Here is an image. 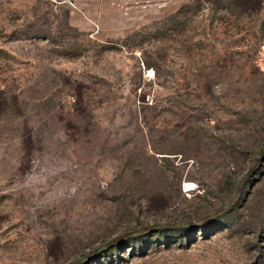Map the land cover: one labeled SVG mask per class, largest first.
Returning a JSON list of instances; mask_svg holds the SVG:
<instances>
[{
    "label": "rangeland",
    "instance_id": "obj_1",
    "mask_svg": "<svg viewBox=\"0 0 264 264\" xmlns=\"http://www.w3.org/2000/svg\"><path fill=\"white\" fill-rule=\"evenodd\" d=\"M0 264H264V0H0Z\"/></svg>",
    "mask_w": 264,
    "mask_h": 264
},
{
    "label": "crops",
    "instance_id": "obj_2",
    "mask_svg": "<svg viewBox=\"0 0 264 264\" xmlns=\"http://www.w3.org/2000/svg\"><path fill=\"white\" fill-rule=\"evenodd\" d=\"M26 1H27V3H32L35 0H26Z\"/></svg>",
    "mask_w": 264,
    "mask_h": 264
},
{
    "label": "built area",
    "instance_id": "obj_3",
    "mask_svg": "<svg viewBox=\"0 0 264 264\" xmlns=\"http://www.w3.org/2000/svg\"><path fill=\"white\" fill-rule=\"evenodd\" d=\"M148 75L151 76L152 74L150 72H148Z\"/></svg>",
    "mask_w": 264,
    "mask_h": 264
}]
</instances>
